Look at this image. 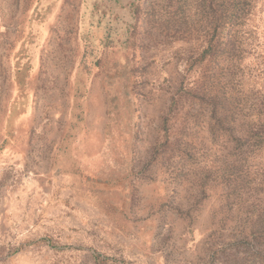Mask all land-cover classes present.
Returning <instances> with one entry per match:
<instances>
[{"label":"rangeland","instance_id":"rangeland-1","mask_svg":"<svg viewBox=\"0 0 264 264\" xmlns=\"http://www.w3.org/2000/svg\"><path fill=\"white\" fill-rule=\"evenodd\" d=\"M133 1L0 0V148L10 142L0 149V264H223L210 247L223 234L212 215L220 208L219 186L209 184L190 224L163 204L171 197L191 204L195 195L180 186L170 196L160 165L142 164L168 100L165 88L183 80L190 89L200 74H186L181 62L191 43L135 48L141 87L127 122L139 129L137 151L127 152L129 136L119 137V123L108 116L107 96L117 97L121 111L128 105L124 78L105 81L127 54L133 60L128 32L136 27L143 37L154 30L148 19L166 18L177 4L167 0L166 9L165 0H150L152 12L137 15ZM263 7L250 21L259 33ZM190 12L189 3L185 16ZM14 106L23 113L8 135ZM171 122L175 131L178 121ZM68 130L73 136L64 140ZM149 167L154 177H147Z\"/></svg>","mask_w":264,"mask_h":264},{"label":"trees","instance_id":"trees-1","mask_svg":"<svg viewBox=\"0 0 264 264\" xmlns=\"http://www.w3.org/2000/svg\"><path fill=\"white\" fill-rule=\"evenodd\" d=\"M148 2L151 1L135 0L129 7L137 15L141 10L152 12ZM165 2L168 9L170 3ZM176 3L166 18L147 20L154 30L146 28L143 37L136 27L128 32L133 36L132 62L131 54H127L122 67L115 66L114 72L105 76L109 84L118 77L124 78L123 93L128 105L121 111L117 97L107 96L108 116L113 114L114 122L119 123V137L129 136L127 152L137 151L139 129L132 130L127 122L131 99L141 87L134 69L143 67L136 61L135 48L191 43L180 55L181 62L186 74L199 69L201 75L198 74L190 89L183 88V80L179 84L171 82L165 88L168 100L163 101L156 137L142 164L160 165L170 196L180 186L195 195L191 204L189 197L178 201L171 197L163 204L164 209H173L190 224L193 208L206 196L209 184L218 185L222 198L220 208L212 215L213 219L219 217L217 224L223 234L213 238L215 234L211 235L212 252L223 256V264H264V22L260 33L250 27L251 18L264 5V0H177ZM189 3L194 12L185 16ZM144 37L149 44L144 43ZM105 39L107 44H112L110 37ZM128 40L124 41V49ZM250 57L254 60L247 64ZM16 74V83L21 88V72ZM246 80L252 82L245 83ZM74 92V98H80V89ZM22 113V108H12L6 125L8 135ZM76 118L70 130L77 127L80 114ZM172 119L178 121L175 131ZM120 125L124 126L123 130ZM72 136L68 130L64 140ZM3 143L4 147L10 142ZM68 147L59 152L67 153ZM153 170L149 167L147 177H154Z\"/></svg>","mask_w":264,"mask_h":264}]
</instances>
